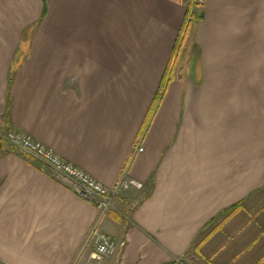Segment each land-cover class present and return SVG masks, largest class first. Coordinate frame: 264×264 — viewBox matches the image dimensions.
Segmentation results:
<instances>
[{"label":"crops","instance_id":"crops-1","mask_svg":"<svg viewBox=\"0 0 264 264\" xmlns=\"http://www.w3.org/2000/svg\"><path fill=\"white\" fill-rule=\"evenodd\" d=\"M9 129L137 183L100 215L5 139L0 262L264 264V0H0Z\"/></svg>","mask_w":264,"mask_h":264},{"label":"built area","instance_id":"built-area-1","mask_svg":"<svg viewBox=\"0 0 264 264\" xmlns=\"http://www.w3.org/2000/svg\"><path fill=\"white\" fill-rule=\"evenodd\" d=\"M203 0H188L191 9L199 6ZM191 15V14H190ZM4 139L18 146L31 156L48 165L69 189L78 193L83 199L93 203L100 215H104L115 208L114 198L121 191L128 189L137 183L135 179L124 178L123 176L112 187H107L85 170L63 159L54 149L36 140L30 134L14 129L1 132ZM144 147L140 146L139 151ZM126 172V171H125ZM92 241L95 246V256L101 258L104 255H111L116 251L117 244L106 233L97 229V224L89 231L86 243ZM0 264H4L0 262Z\"/></svg>","mask_w":264,"mask_h":264},{"label":"trees","instance_id":"trees-1","mask_svg":"<svg viewBox=\"0 0 264 264\" xmlns=\"http://www.w3.org/2000/svg\"><path fill=\"white\" fill-rule=\"evenodd\" d=\"M10 103H11V101H10V99H8V107L10 106ZM6 128H4V130H5ZM1 132L2 131H0V154L1 153H3V147L5 146V144H6V140L4 139V137L2 136V134H1Z\"/></svg>","mask_w":264,"mask_h":264}]
</instances>
